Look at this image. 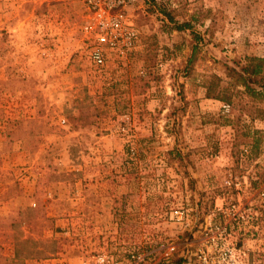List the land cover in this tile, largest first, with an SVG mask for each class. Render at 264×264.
I'll use <instances>...</instances> for the list:
<instances>
[{
    "label": "rangeland",
    "instance_id": "374dc122",
    "mask_svg": "<svg viewBox=\"0 0 264 264\" xmlns=\"http://www.w3.org/2000/svg\"><path fill=\"white\" fill-rule=\"evenodd\" d=\"M226 1L139 0L140 45L96 66L82 46L81 0H0V264H82L97 251L126 260L183 225L176 207L191 229H177L173 263L188 264L178 254L189 232L195 251L210 221L232 226L247 264H264V100L207 98L202 85L264 42V0ZM247 171L258 175L251 191L224 183ZM239 199L257 210L255 227L233 223Z\"/></svg>",
    "mask_w": 264,
    "mask_h": 264
},
{
    "label": "built area",
    "instance_id": "2783aa9c",
    "mask_svg": "<svg viewBox=\"0 0 264 264\" xmlns=\"http://www.w3.org/2000/svg\"><path fill=\"white\" fill-rule=\"evenodd\" d=\"M139 0H81L83 20L81 24L82 46L88 59L96 66H103L109 57L125 60L129 53L140 44V31L135 22V10ZM223 113L231 111L229 102L222 103ZM241 155L247 156L249 147H241ZM228 173L224 183L233 186L236 190L249 192L251 182L258 179L257 173ZM259 194L264 195V189ZM223 206L217 210L225 212ZM228 212H232L233 223L236 222L239 230L255 227L257 210L252 203L241 205L231 203ZM170 215L183 229H191L190 218L181 208H172ZM202 226L203 235L200 244L194 251V264H239L245 260V248L238 246L231 225L207 221ZM175 244L166 246L165 254L175 251ZM146 253H130L126 260L120 259L105 251L90 253L83 258L82 264H145ZM43 264H54L50 259H45Z\"/></svg>",
    "mask_w": 264,
    "mask_h": 264
},
{
    "label": "trees",
    "instance_id": "16d2710c",
    "mask_svg": "<svg viewBox=\"0 0 264 264\" xmlns=\"http://www.w3.org/2000/svg\"><path fill=\"white\" fill-rule=\"evenodd\" d=\"M160 10L161 14L171 22L173 28L177 30L188 29L192 36L196 38V41L200 38V35L192 30V25L189 21L175 20L169 10L164 8ZM195 45H192L187 63H191L196 57ZM138 54L142 55L146 63L150 62L149 60L152 58L147 53L138 52ZM224 69L225 78L211 73L203 81L202 85L205 88V97L231 101L233 95L245 93L253 98L264 100V56L246 55L242 62L232 60L230 63H226ZM79 118L77 117V119Z\"/></svg>",
    "mask_w": 264,
    "mask_h": 264
},
{
    "label": "crops",
    "instance_id": "0c3cea01",
    "mask_svg": "<svg viewBox=\"0 0 264 264\" xmlns=\"http://www.w3.org/2000/svg\"><path fill=\"white\" fill-rule=\"evenodd\" d=\"M249 1H243V2H240L239 0H229V1H226V4H232L233 6L235 7H239V5H243L244 3H248ZM139 3V2H138ZM251 5V4H250ZM238 18L237 15H235L234 13L231 15L230 19H231V24H232V27H234L236 24L234 23L233 24V21L234 19L236 20ZM234 25V26H233ZM235 31V30H234ZM261 34H264V33H261ZM259 39H264V35L262 36H259L258 37ZM140 45V44H139ZM138 45V46H139ZM138 48V47H137ZM136 48V49H137ZM243 56H245V54L247 55H261V56H264V42L260 43V42H257V43H252L251 45H248L247 46V49L245 48V51L242 53ZM242 56V57H243ZM225 130L229 131L231 130L230 128V125H226L225 127ZM179 227H177L176 225L172 227L173 231H171L170 235L171 237H166L163 235V237L160 238V240L157 242V245L155 248H151V249H144V252L146 253V261L148 259H152L154 258L156 255L157 256V260H159V263H155V264H161L163 262V264H175L172 262V260L170 259L171 256L174 254V252H177V249L176 251L172 252L171 254L169 255H166L165 254V251H166V246L172 242H175L178 244V229ZM189 235H191L192 237H190L189 240H186L185 242V248L184 249H181V251L179 252L178 255L182 256L183 258H185L186 262L189 264L190 262L192 263V260L194 259L193 257V253H194V248L195 246H193L192 248L190 247V245L193 243V237H195V232L194 231H190L189 232ZM178 248V247H176ZM180 257V258H182ZM161 258V260H160ZM247 259L244 260L242 263H239V264H247Z\"/></svg>",
    "mask_w": 264,
    "mask_h": 264
}]
</instances>
